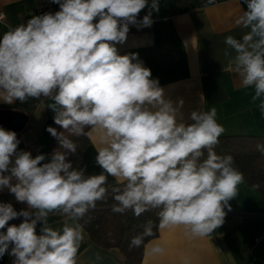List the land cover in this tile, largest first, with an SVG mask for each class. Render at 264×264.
Here are the masks:
<instances>
[{
    "label": "clouds",
    "instance_id": "clouds-1",
    "mask_svg": "<svg viewBox=\"0 0 264 264\" xmlns=\"http://www.w3.org/2000/svg\"><path fill=\"white\" fill-rule=\"evenodd\" d=\"M52 2L59 11L32 16L0 37V101L47 98L54 123L63 129H47L58 141L50 157H33L18 151L16 132L0 127V190L27 205L18 212L11 203H0V229L24 218L0 232V258L10 255L12 264H78L85 240L80 221L109 195L114 213L131 212L137 218L156 214L131 238L130 250L143 246L162 255L165 249L153 241L149 249L146 238L175 227L192 238L211 239L245 183L233 156L215 151L225 131L217 109L193 111L192 123H178L179 107L165 98L151 70L137 54L119 55L116 47L127 40L129 25H152L159 0H151L150 6L149 0ZM206 3L214 5L215 0ZM243 3L247 10L235 25L246 31L240 38H225L224 56L241 87L254 90L251 100L264 117V0ZM146 7L150 11L138 20ZM92 134L100 145L98 174L67 159L77 152L70 137ZM256 150L264 155V143H257ZM50 215L63 217L61 227L49 224Z\"/></svg>",
    "mask_w": 264,
    "mask_h": 264
},
{
    "label": "crops",
    "instance_id": "crops-1",
    "mask_svg": "<svg viewBox=\"0 0 264 264\" xmlns=\"http://www.w3.org/2000/svg\"><path fill=\"white\" fill-rule=\"evenodd\" d=\"M32 7L33 0H0V14L4 16L0 37L9 27L31 19ZM243 10H247L243 0H215L214 5H207L206 0H159V11H152V25H129L127 40L116 44L118 54L140 55L139 61L151 70V78L159 81L165 98L179 107L178 123L191 122L193 111L215 107L217 121L225 129L223 135H264V117L251 100L254 90L241 87L238 74L229 70L224 56L225 38H240L246 31L235 25ZM149 11L150 7H146L137 19L142 20ZM51 103L44 97L24 103L0 101V110H15L27 117L24 128L16 132L18 151H29L33 157L45 155V109ZM88 137L79 167L86 168L88 174H98V136ZM115 183L109 177V184ZM229 203L231 210L225 209V222L211 239L192 238L182 227L158 230L149 241L162 246L165 252L152 255L144 247L139 264H184L185 259L189 264H264V198L245 181L239 187V195ZM62 221L63 217L50 215L48 222L58 228ZM41 227L38 223L37 234ZM84 232L78 264H127L117 248L99 247ZM149 241L146 245L150 249ZM97 254L100 260H96ZM13 259L5 254L4 264H12Z\"/></svg>",
    "mask_w": 264,
    "mask_h": 264
},
{
    "label": "trees",
    "instance_id": "trees-1",
    "mask_svg": "<svg viewBox=\"0 0 264 264\" xmlns=\"http://www.w3.org/2000/svg\"><path fill=\"white\" fill-rule=\"evenodd\" d=\"M130 54L133 53L123 52L119 55ZM137 56L140 57L139 54ZM51 127L55 128L57 132L63 131L54 121ZM87 131L89 130L86 129ZM65 134L67 135V133ZM70 138L77 144V152L69 154L67 159L72 162L74 167H79L81 154L89 144V137L85 135ZM47 141L50 157V154L58 148V141L49 132ZM257 143H264V135H222L215 151L221 155H232L234 166L244 174L246 183L250 186L259 184L260 187L256 191L264 198V155L256 150ZM8 174L5 173V175ZM0 203H11L18 212L22 209H27V205L17 202L14 194H11L7 189L0 190ZM112 203V197L109 195L107 202H98L97 207L90 210L80 223L94 244L102 248H117L124 256L127 264H139L143 256L144 247L130 250V240L142 231L141 225L148 219L155 221L157 219L156 214L155 212H146L139 218L135 217L131 212L121 215L111 211ZM23 219V217H18L9 221L4 229H0V232L6 233L7 226H18L23 222ZM157 232L158 230L156 235ZM150 239L152 238H146L145 243ZM4 258L5 255L0 258V264H4Z\"/></svg>",
    "mask_w": 264,
    "mask_h": 264
},
{
    "label": "water",
    "instance_id": "water-1",
    "mask_svg": "<svg viewBox=\"0 0 264 264\" xmlns=\"http://www.w3.org/2000/svg\"><path fill=\"white\" fill-rule=\"evenodd\" d=\"M45 112L47 119L44 129L47 130L54 121L55 112L50 107H47ZM26 122L27 117L22 112H17L15 110H0V127L5 130L18 132L24 128Z\"/></svg>",
    "mask_w": 264,
    "mask_h": 264
},
{
    "label": "built area",
    "instance_id": "built-area-1",
    "mask_svg": "<svg viewBox=\"0 0 264 264\" xmlns=\"http://www.w3.org/2000/svg\"><path fill=\"white\" fill-rule=\"evenodd\" d=\"M59 5L53 3L52 0H33V7L30 10V16L43 15L45 13H55L59 11ZM4 16L0 14V21H3Z\"/></svg>",
    "mask_w": 264,
    "mask_h": 264
},
{
    "label": "rangeland",
    "instance_id": "rangeland-1",
    "mask_svg": "<svg viewBox=\"0 0 264 264\" xmlns=\"http://www.w3.org/2000/svg\"><path fill=\"white\" fill-rule=\"evenodd\" d=\"M44 126H45V124H44ZM43 132H44L43 140H44V145H45V155L49 157V150H48V145L46 142L47 141L46 138L48 137V131L44 129Z\"/></svg>",
    "mask_w": 264,
    "mask_h": 264
}]
</instances>
